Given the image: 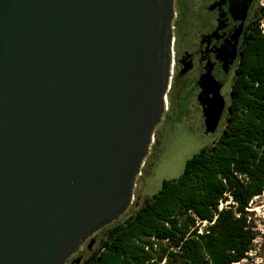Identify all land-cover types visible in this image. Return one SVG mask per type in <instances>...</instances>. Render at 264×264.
Masks as SVG:
<instances>
[{
  "label": "water",
  "instance_id": "water-1",
  "mask_svg": "<svg viewBox=\"0 0 264 264\" xmlns=\"http://www.w3.org/2000/svg\"><path fill=\"white\" fill-rule=\"evenodd\" d=\"M251 1L230 13L244 21ZM174 16L173 0H0V264H66L133 203L167 106ZM210 71L205 133L225 112Z\"/></svg>",
  "mask_w": 264,
  "mask_h": 264
},
{
  "label": "trees",
  "instance_id": "trees-1",
  "mask_svg": "<svg viewBox=\"0 0 264 264\" xmlns=\"http://www.w3.org/2000/svg\"><path fill=\"white\" fill-rule=\"evenodd\" d=\"M263 21L256 0L217 138L179 176L135 198L68 264H233L248 257L257 236L249 203L264 194Z\"/></svg>",
  "mask_w": 264,
  "mask_h": 264
},
{
  "label": "flooded vegetation",
  "instance_id": "flooded-vegetation-1",
  "mask_svg": "<svg viewBox=\"0 0 264 264\" xmlns=\"http://www.w3.org/2000/svg\"><path fill=\"white\" fill-rule=\"evenodd\" d=\"M173 5L174 65L167 92L168 103L161 121L166 119L165 116L171 110V96L175 91L182 106L195 107L204 131L201 100L205 96L200 94L198 79L210 66L211 77L221 86L224 116L228 104L226 98L230 95L235 69L242 55L244 28L256 6V0L250 2L244 21H241L240 14L234 16L230 13L228 0H173ZM71 259L72 256L66 263Z\"/></svg>",
  "mask_w": 264,
  "mask_h": 264
},
{
  "label": "rangeland",
  "instance_id": "rangeland-1",
  "mask_svg": "<svg viewBox=\"0 0 264 264\" xmlns=\"http://www.w3.org/2000/svg\"><path fill=\"white\" fill-rule=\"evenodd\" d=\"M259 3L264 5V0H259ZM262 26L264 27V21ZM166 99L168 103L167 94ZM171 99V110L165 116L166 119H162L156 127L154 141L144 160L141 174L135 181L134 199L151 196L159 189L163 179L179 176L185 161L202 146L215 140L221 132L223 117L214 132L205 133L202 131L203 125L195 107L182 106L180 97L175 91ZM228 99L229 96L226 100ZM248 210L257 236L253 242V249L247 254L248 257L236 264H264V194L253 197ZM205 223L206 221H202L200 226ZM93 237L96 241L98 232ZM87 242L88 240L81 245L72 258L85 253Z\"/></svg>",
  "mask_w": 264,
  "mask_h": 264
},
{
  "label": "built area",
  "instance_id": "built-area-1",
  "mask_svg": "<svg viewBox=\"0 0 264 264\" xmlns=\"http://www.w3.org/2000/svg\"><path fill=\"white\" fill-rule=\"evenodd\" d=\"M222 202L220 203V206H221Z\"/></svg>",
  "mask_w": 264,
  "mask_h": 264
},
{
  "label": "bare ground",
  "instance_id": "bare-ground-1",
  "mask_svg": "<svg viewBox=\"0 0 264 264\" xmlns=\"http://www.w3.org/2000/svg\"><path fill=\"white\" fill-rule=\"evenodd\" d=\"M233 264H236V263H233Z\"/></svg>",
  "mask_w": 264,
  "mask_h": 264
}]
</instances>
